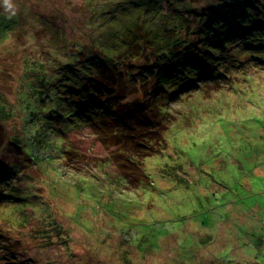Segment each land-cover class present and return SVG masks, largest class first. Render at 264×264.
I'll use <instances>...</instances> for the list:
<instances>
[{
    "label": "rangeland",
    "instance_id": "rangeland-1",
    "mask_svg": "<svg viewBox=\"0 0 264 264\" xmlns=\"http://www.w3.org/2000/svg\"><path fill=\"white\" fill-rule=\"evenodd\" d=\"M143 1L12 0L6 10L0 0V101H13L17 113L0 131L16 124L24 140L35 128L36 138L45 132L54 140L53 94L30 88V72L44 65L40 75L63 87L74 105L68 82L90 79L103 47L119 43L138 12L152 16L155 4ZM216 1L183 0L185 17L192 21ZM165 2L152 17L169 25L165 13L178 6ZM248 68L220 86L214 75L186 72L185 82L199 92L184 91V116L183 106L170 111L178 118L165 148L144 159L149 178L138 188L114 178L113 163L97 165L109 149L90 126L70 129L77 152L66 158L61 148H36L45 166L31 163L12 182L0 180L4 251L20 250L19 264H264V65ZM184 74L176 75L180 83ZM8 145L0 143V166L4 150L2 157L14 159ZM46 226L64 235L58 240L48 228L38 238Z\"/></svg>",
    "mask_w": 264,
    "mask_h": 264
},
{
    "label": "trees",
    "instance_id": "trees-1",
    "mask_svg": "<svg viewBox=\"0 0 264 264\" xmlns=\"http://www.w3.org/2000/svg\"><path fill=\"white\" fill-rule=\"evenodd\" d=\"M167 1L178 6L177 13H165L169 25L158 23L152 17L163 9L165 0H149L150 6L155 4L152 16L143 18V12H138L134 27L127 29L120 42L103 47L101 53L104 51V57L95 60L90 79L68 82L76 93L74 105L66 102L63 87L48 80L46 75H40L39 72L47 71L44 65L39 72H30L36 79L30 83V88L36 86L40 92L51 91L56 112L66 120H61L58 115L57 120L51 122L54 124V140L48 139L45 132L36 138V128L32 137L24 140L26 131L18 125H10L9 132L4 127V132L0 131L4 139L0 135V143L9 144L7 149L14 159L2 157L5 150L2 152L4 163L0 166V180L12 182V176L20 172V167L31 163L45 166L41 164L39 159L43 156L36 148H61L65 158L67 154L77 152L68 139V132L74 127L90 126L95 136L109 149L105 157L96 161L97 165L104 169L113 163L118 170L114 178L138 188L149 178L144 159L165 148L167 130L178 118L170 111L183 106L180 112L184 116L186 104L181 103L184 91L191 87L193 92H199L198 87L185 82L186 72L201 78L214 75L215 84L224 79V83L229 85L234 74L238 76L239 72H246V67L249 66L248 70L262 68L264 0H217L205 11H195L192 21L185 17L188 11L183 0ZM138 2L141 5V0ZM181 72L185 73L182 83L176 79L177 73ZM140 91L143 93L138 95ZM176 98L180 103L172 104L179 101ZM12 102L0 101V124L3 126L7 121L13 122L17 115ZM39 104L37 102L36 106ZM48 217L49 214L46 220ZM47 223L50 224L45 221ZM48 228L58 231V240L64 235L61 227ZM48 228H40L42 230L37 231V237L42 238L44 232H51ZM2 233L0 230V264H7L5 261L9 259H12V264H19L20 256L17 254L20 250L13 249L14 255H10L8 249L4 251V244L9 243L1 241ZM47 237L50 238L49 235ZM51 240L55 246L56 241ZM62 243L66 245V241Z\"/></svg>",
    "mask_w": 264,
    "mask_h": 264
},
{
    "label": "clouds",
    "instance_id": "clouds-1",
    "mask_svg": "<svg viewBox=\"0 0 264 264\" xmlns=\"http://www.w3.org/2000/svg\"><path fill=\"white\" fill-rule=\"evenodd\" d=\"M12 0H4V5L6 6V10H7V6L11 5Z\"/></svg>",
    "mask_w": 264,
    "mask_h": 264
}]
</instances>
